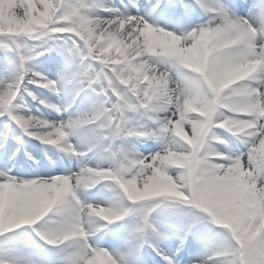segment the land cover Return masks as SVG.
<instances>
[{"label": "snow or ice", "instance_id": "1", "mask_svg": "<svg viewBox=\"0 0 264 264\" xmlns=\"http://www.w3.org/2000/svg\"><path fill=\"white\" fill-rule=\"evenodd\" d=\"M133 6L0 0V264H49L39 241L59 264H264V0ZM53 52L55 78L31 66ZM23 136L104 163L25 179L9 167ZM101 182L120 202L82 198Z\"/></svg>", "mask_w": 264, "mask_h": 264}, {"label": "rangeland", "instance_id": "2", "mask_svg": "<svg viewBox=\"0 0 264 264\" xmlns=\"http://www.w3.org/2000/svg\"><path fill=\"white\" fill-rule=\"evenodd\" d=\"M114 1H116L117 3H116V5H115V3H114ZM89 2H92V0H89ZM94 2L97 4V5H104V6H112V5H115L116 7H118L117 6V4L119 3V5H120V0L118 1V0H94ZM120 9H121V11H122V7L120 6ZM97 11L99 10V9H96ZM29 43L30 44H43L45 47H48V46H50V45H54V44H56L57 43V41L56 40H53V39H50V38H48V37H45V38H42L40 41H29ZM38 50H42V49H38ZM47 56V57H46ZM52 56V57H51ZM43 57H45V58H43ZM51 57V58H50ZM53 57H55L57 60H59L60 58L59 57H57V54L56 53H48L47 55H45V56H42V57H40L39 59H37V60H34V61H32V63H31V66L36 70V71H40V72H42V73H44L45 75H49L51 78H55L57 75H58V73H59V71L62 69V62L60 61V63L57 65V67L51 72L50 71V69H51V66H52V58ZM41 58H43V59H41ZM44 59H49V61L51 62V63H48V64H45V62L44 61H42V60H44ZM4 64V61H0V66H2ZM46 65V66H45ZM3 77V74H2V72L0 71V78H2ZM32 88H33V90L34 91H36V93H37V95H39V96H41V98H45V96L46 97H49V96H52V94L51 93H49V95H43L45 92H47V90H43V89H38V88H36L35 86H31ZM72 90H74L73 88H72ZM26 99H27V101H28V104H27V106H31L30 107V109H31V111H32V113L33 114H35L36 115V112H38V113H40L41 114V118H43L42 116H43V111H42V108H46L44 105H41V104H39L38 103V101H33L32 99H31V97H27L26 96ZM49 99H51L52 100V98L50 97ZM41 107V110H38V108H40ZM21 112H23V111H21ZM37 116H39V115H37ZM64 118V117H63ZM2 128V127H1ZM13 141H18L17 139H12ZM19 141H21V140H19ZM18 141V142H19ZM149 144H151V142H148V144H145V146L147 147ZM214 146H216V147H223L222 145H218V144H215ZM241 147V150H243V146H240ZM10 148L11 149H13L14 150V148H15V142H13V144L10 146ZM51 151H52V149H50ZM144 151H145V149H143ZM151 150V149H150ZM146 153V152H145ZM100 156H103V159H104V156H105V154L104 153H102ZM105 187V189L106 190H108L109 192L110 191H114V192H116V197L117 196H119L118 195V190L117 189H115V188H113V187H110V182H104V183H102V185H101V187ZM103 192H106L104 189H103ZM95 195L96 196V194L94 193V191H93V193H92V188H91V194H89V195ZM118 199V198H117ZM119 199H121V197H119ZM93 203H95V202H93ZM96 203H98L99 204V202H96ZM95 221L96 220H93L92 221V223H95ZM89 229H91V230H95V228H92V227H89V226H87ZM25 236H27V234H24V237ZM38 240V239H37ZM39 245H42V247H40V246H38V245H36V246H38V247H40V248H44L43 249V251H41L40 253H42V255L43 256H48L49 255V253H48V250L50 249V246H46V244L44 245V244H42V242H40L39 241ZM21 245L20 246H18V248H17V251L15 252V255H22L21 254ZM55 249V248H54ZM56 251H54V252H51L50 253V255H52V256H54V255H58V250L57 249H55ZM48 261H49V259H48Z\"/></svg>", "mask_w": 264, "mask_h": 264}, {"label": "bare ground", "instance_id": "3", "mask_svg": "<svg viewBox=\"0 0 264 264\" xmlns=\"http://www.w3.org/2000/svg\"><path fill=\"white\" fill-rule=\"evenodd\" d=\"M120 1H122V0H120ZM129 2H133V4L135 3L137 6H139V5H141V1L142 0H128ZM123 2H125V1H123ZM147 3V2H146ZM127 3H124L123 4V7H122V11H126V12H131L132 14H136V11H137V9H136V7H134L133 5L131 6V7H129V6H127L126 5ZM47 57V56H46ZM52 57V56H51ZM50 57V58H51ZM43 58H45V57H43ZM43 58H41V59H43ZM0 61H4V57H3V53L2 52H0ZM42 61H44L45 62V64H48V63H51L50 61H49V59H44V60H42ZM62 62V61H61ZM46 66V65H45ZM3 69H4V64L2 65V66H0V71L2 72V74H4V72H3ZM51 69H52V66H51ZM53 70H51V72H52ZM174 75H175V73H174ZM73 92H74V90H72V88H68L66 91H65V93H63L62 94V96L61 97H54V96H52V100H53V102H56V103H61L62 101H63V99L66 97V96H70L71 94H73ZM43 95H49V93L48 92H45ZM28 108H30L31 106H27ZM18 111H24V109H18ZM42 111H43V118L44 117H48V114H49V109H47V108H45V109H42ZM0 130H2V128L0 127ZM73 139H72V143L74 144V145H76V144H78V140H77V138L76 137H72ZM138 144H142V142H140V141H138L137 142ZM34 150V149H33ZM141 151H144L143 150V148H142V146H141ZM35 153V152H34ZM36 154V153H35ZM88 155V154H87ZM85 159H83V161H84ZM99 163H104V159H103V156H101V157H99L98 158V161H96V164H99ZM49 165V167H50V163L48 164ZM65 165V164H64ZM81 167H83V166H81V165H77V164H74L73 166H71V168H76V170L77 171H79L80 170V168ZM30 172V171H29ZM56 174H59V173H67L66 171H57V170H55L54 171ZM103 189L106 191V192H103ZM119 197H120V195L119 196H117L116 197V192H114V191H108V190H106L104 187H101V188H99V190H98V192H97V194H96V196H94V197H92V196H88L86 193H84L83 194V197L82 198H84V199H87L88 201H90V200H94V202H99V204L100 205H102V206H110L111 204H114V203H118V202H120V200L121 199H119ZM118 198V199H117ZM54 219H59L58 217H54ZM99 223V221H95V223H90L88 226L89 227H92V228H96V226H97V224ZM25 239H28V237L27 236H25ZM34 248L32 247V251L36 254V255H38V256H41L42 258H44V259H50V251H48V253H49V255L48 256H42V255H40L39 254V251H37L36 249H34Z\"/></svg>", "mask_w": 264, "mask_h": 264}]
</instances>
